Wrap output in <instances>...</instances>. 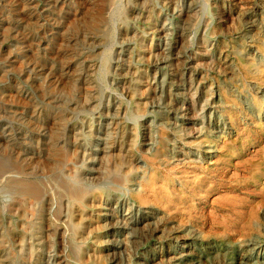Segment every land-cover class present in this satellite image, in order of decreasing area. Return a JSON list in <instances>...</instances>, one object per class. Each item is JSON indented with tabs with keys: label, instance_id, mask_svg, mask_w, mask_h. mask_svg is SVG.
Returning <instances> with one entry per match:
<instances>
[{
	"label": "rangeland",
	"instance_id": "obj_1",
	"mask_svg": "<svg viewBox=\"0 0 264 264\" xmlns=\"http://www.w3.org/2000/svg\"><path fill=\"white\" fill-rule=\"evenodd\" d=\"M23 1L0 0V174H11L0 182V264H110L104 193L128 195L125 177L142 188L129 202L161 218V238L138 252L158 243L152 258L169 264L186 236L181 264H264V0H195L179 60L163 70L153 64L158 24L180 29L171 8L184 0ZM159 72L160 106L150 100ZM119 144L127 166L109 168V157L101 179H88L100 148ZM78 188L91 204L84 240L60 219ZM46 189L52 199L36 214L31 201Z\"/></svg>",
	"mask_w": 264,
	"mask_h": 264
},
{
	"label": "bare ground",
	"instance_id": "obj_2",
	"mask_svg": "<svg viewBox=\"0 0 264 264\" xmlns=\"http://www.w3.org/2000/svg\"><path fill=\"white\" fill-rule=\"evenodd\" d=\"M12 1V0H11ZM23 1V0H22ZM175 3V0H172ZM7 2V1H6ZM25 2V1H23ZM27 2V1H26ZM84 2V1H83ZM82 2V4H83ZM86 2V1H85ZM93 2V0H92ZM184 7L178 9L176 6H173L171 8V15L172 16H178L181 18V27L180 29H173V26L171 25V22L169 19H163L158 24V44H157V50L159 52V57L156 58L153 62V64L159 69L163 70L164 68L169 67V65L173 62H177L180 57V41L179 38L181 37V32L185 29V23L187 22L188 17L193 14V12L196 11L197 5L195 0H184ZM89 3V2H88ZM34 4V3H33ZM92 4V3H91ZM32 5V3H31ZM81 5V4H80ZM87 5V4H86ZM110 5V4H109ZM2 6V5H1ZM24 6V5H23ZM170 6V5H169ZM8 7V6H7ZM34 7V6H33ZM112 7V5H111ZM4 8V7H3ZM25 8V7H24ZM23 8V9H24ZM107 9V8H106ZM253 9V8H252ZM218 10V9H217ZM223 10V9H222ZM85 11V10H83ZM29 12V11H28ZM36 12V11H35ZM216 12V11H215ZM74 13V12H73ZM87 13V12H85ZM140 13V12H139ZM248 13V11H247ZM25 14V13H24ZM79 14V13H78ZM142 14V12L140 13ZM252 14V13H251ZM7 15V14H6ZM84 13L82 14V16ZM74 17V15H72ZM80 16V15H79ZM81 16V17H82ZM143 16V15H142ZM220 16V15H219ZM77 17V15H76ZM86 17V15H85ZM100 17V16H99ZM36 18V17H35ZM84 18V16H83ZM88 18V17H87ZM103 18V17H102ZM91 19V18H90ZM171 19V18H170ZM192 19H194L192 17ZM245 19V18H244ZM249 20V16L247 17ZM6 20V19H4ZM48 20V19H47ZM59 20V19H58ZM68 20V19H67ZM84 20V19H83ZM82 20V21H83ZM245 20L243 22L242 29L244 31L250 30L253 26V23L251 21ZM81 21V22H82ZM85 21V20H84ZM22 22V21H21ZM31 22V21H30ZM36 22V21H35ZM69 22V21H68ZM76 22V21H75ZM10 23V22H9ZM18 23V21H17ZM25 23V22H24ZM37 23V22H36ZM42 23V22H41ZM54 23V22H53ZM74 23V22H73ZM86 23V21H85ZM84 23V25H85ZM188 23V22H187ZM59 24V22H58ZM72 24V23H71ZM192 24V23H191ZM55 25V24H54ZM65 25V24H64ZM83 25V26H84ZM24 26V25H22ZM80 26V25H79ZM82 26V25H81ZM180 26V25H179ZM65 27V26H64ZM71 27V26H70ZM28 28V27H27ZM37 28V27H36ZM48 28V27H47ZM67 28V27H66ZM26 29V28H25ZM45 29V28H44ZM65 29V28H64ZM70 29V28H69ZM79 30V28H77ZM85 30V28H83ZM3 30L6 29L4 28ZM15 30V29H14ZM28 30V29H27ZM36 30V29H35ZM57 30V29H56ZM82 30V28H81ZM83 30V31H84ZM240 30V29H239ZM9 31V29H8ZM11 31V30H10ZM9 31V32H10ZM54 31V30H53ZM59 31V30H58ZM66 31V30H65ZM76 31V29H75ZM1 32V31H0ZM56 32V31H54ZM62 33V32H61ZM67 32H65L66 34ZM75 33V32H73ZM78 33V32H77ZM184 33V32H183ZM46 34V33H45ZM44 34V36H45ZM76 34V33H75ZM36 35V34H35ZM74 35V34H73ZM11 36V35H10ZM76 37V35H74ZM96 36V35H95ZM157 36V35H155ZM187 36V35H186ZM92 37V36H91ZM15 38V37H14ZM78 38V37H77ZM68 39V38H67ZM75 39V38H74ZM85 39V38H84ZM99 39V38H98ZM49 40V39H48ZM70 40V39H69ZM183 40V39H182ZM76 41V40H75ZM78 41V40H77ZM76 41V42H77ZM2 42V41H1ZM30 42V41H29ZM34 42V41H33ZM72 42V41H70ZM65 43H67L65 41ZM27 44V43H26ZM32 44V43H31ZM69 44V42H68ZM187 44V43H186ZM78 45H80L78 43ZM42 47V46H41ZM80 47V46H79ZM247 47V46H246ZM45 48V47H43ZM47 48V47H46ZM49 48V47H48ZM182 48V47H181ZM70 50L72 48H69ZM76 51V50H75ZM78 51V50H77ZM39 52V51H38ZM72 52V51H71ZM157 52V53H158ZM65 53V52H63ZM70 54V52H68ZM74 53V52H73ZM155 53V52H154ZM153 53V54H154ZM68 54V55H69ZM78 54V53H76ZM81 54V53H80ZM156 55V54H155ZM38 56V55H37ZM40 56V55H39ZM74 56V55H73ZM78 56V55H77ZM25 57V56H24ZM54 57V56H53ZM15 58V57H14ZM13 59V58H12ZM47 59V58H46ZM20 60V59H19ZM37 60V59H36ZM34 60V61H36ZM89 60V59H88ZM72 61V60H71ZM80 61V60H79ZM182 61V59H181ZM26 62V61H25ZM81 62V61H80ZM27 63V62H26ZM24 63L22 62L21 66ZM83 64V63H82ZM26 65V64H25ZM46 65V64H45ZM80 65V64H78ZM23 68V67H22ZM36 68V67H35ZM21 69V68H20ZM19 69V70H20ZM31 70V69H30ZM50 70V69H49ZM53 70V69H52ZM60 70V69H59ZM62 70V69H61ZM68 70V69H67ZM80 70V69H79ZM32 71V70H31ZM46 71V70H45ZM70 71V70H69ZM137 71V70H136ZM36 72V71H35ZM63 72V71H62ZM138 72V71H137ZM153 72V71H152ZM69 73V72H67ZM154 73V72H153ZM29 74V73H28ZM70 74V73H69ZM1 75V73H0ZM44 75V74H43ZM58 75V74H57ZM152 75V74H151ZM184 75V74H183ZM73 76V75H72ZM1 77V76H0ZM24 78V77H23ZM44 78V77H43ZM79 78V77H78ZM12 79V78H11ZM28 79V78H27ZM26 79V80H27ZM45 80V79H43ZM76 80V79H75ZM183 80V78H182ZM15 81V80H14ZM13 82V81H11ZM36 82V81H35ZM128 82V81H127ZM130 82V81H129ZM18 83V82H17ZM19 84V83H18ZM47 85V84H46ZM154 85V92L151 102L154 105L160 106L161 103L164 102V76L159 72L156 77L155 81L153 82ZM40 86V84H39ZM50 86V85H48ZM129 87V86H128ZM13 88V87H12ZM50 88V87H49ZM127 90V89H126ZM190 90V89H189ZM185 91V90H184ZM44 92V91H43ZM42 92V93H43ZM187 92V91H186ZM189 92V91H188ZM37 93V92H36ZM61 93V92H59ZM69 93V92H68ZM71 93V92H70ZM26 94V93H25ZM132 94V93H131ZM130 95V94H129ZM24 96V95H23ZM29 98V97H28ZM67 98V97H64ZM121 104V103H120ZM167 105V104H166ZM28 106V104L26 105ZM37 106V105H36ZM35 108V106H33ZM32 107V108H33ZM116 108V107H115ZM35 110V109H34ZM124 110V109H123ZM39 111V110H38ZM114 112V111H113ZM124 112V111H123ZM53 114V113H52ZM29 115V114H28ZM38 115V114H37ZM123 115V114H122ZM143 116V115H142ZM31 117V116H30ZM42 120V119H41ZM112 120V119H111ZM170 120V119H169ZM108 123V122H107ZM116 123V122H115ZM147 123V122H146ZM41 128V127H40ZM15 129V128H14ZM57 130V129H56ZM52 132V131H51ZM12 134V133H11ZM23 136V135H22ZM25 136V135H24ZM56 136V134H55ZM130 138V137H129ZM11 139V138H10ZM149 136L145 140L144 143V149L143 150H151L154 146V142L151 140ZM19 143V142H18ZM104 143V142H103ZM106 146V145H105ZM100 148L101 149V155L100 159L98 160L97 165L92 171H88L85 175L88 179L93 181H99L101 177L105 173V169L109 166V163L111 165L109 168L113 169H124V163L127 162L128 157V150L124 148L122 144L119 145H112V146H106V147ZM20 147V146H19ZM129 147V146H128ZM23 151V150H22ZM205 152H211V150L206 149ZM29 154V153H27ZM41 154V153H40ZM202 156V154H201ZM112 159L109 163H107L108 158ZM35 159V158H34ZM41 160V159H40ZM89 162V161H88ZM141 161L138 160L135 162V165L140 164ZM63 164V163H62ZM132 164V163H130ZM65 166V165H64ZM127 166V165H125ZM141 166V164H140ZM248 166V165H247ZM68 167V166H67ZM72 167V166H71ZM73 168V167H72ZM128 168V167H127ZM12 169V168H11ZM72 170V169H71ZM3 171V170H1ZM8 171V170H7ZM119 171V170H118ZM125 172V170H123ZM76 172V171H75ZM15 173V172H14ZM78 174V173H77ZM80 174V173H79ZM124 174V173H123ZM126 176L128 175L127 172H125ZM11 174L9 172H1L0 174V182L7 180L10 177ZM28 175V174H27ZM150 179L152 177H149ZM116 181V180H115ZM48 182V181H47ZM123 185L125 186L126 192H128V195H123L118 189L119 188H106V191L104 193V196L106 197L103 202L102 206V212L101 216L104 220L105 228L107 229L108 234H110V239L106 241L105 248L108 251H111L110 255L111 258H109L110 264H121L120 256L125 253L128 261H135V264H162L164 259H158L154 260L152 257L159 255L160 253V245L155 243L154 245L148 246L147 248L143 249V251L138 252L137 250L140 248L144 243H147L149 240L153 238H161L162 231L157 227L159 221L161 218L157 216L155 211H152L148 208L143 207H137L132 202H129L130 199L135 198L139 199L140 197L137 195V192L139 190H142V188L135 185V183H130L126 177L123 178ZM44 184V183H43ZM51 185V184H50ZM60 185V184H59ZM64 185V184H63ZM46 186V185H45ZM74 186V185H73ZM76 186V185H75ZM64 187V186H63ZM118 187H122L121 185H118ZM49 188V187H48ZM52 188V187H51ZM61 188V187H60ZM66 188V186L64 187ZM71 188V187H70ZM76 188V187H75ZM63 189V188H62ZM55 190V189H54ZM66 190V189H65ZM93 190V189H92ZM122 190V189H121ZM147 191V189H144ZM69 191V190H68ZM66 191V192H68ZM39 193V192H38ZM31 194V193H30ZM35 195V194H34ZM60 195V194H59ZM31 196V195H30ZM33 196V194H32ZM62 196V195H61ZM64 196V195H63ZM128 196V197H127ZM14 198V197H13ZM17 198V197H16ZM97 198V197H96ZM19 199V198H18ZM52 199V192L50 189H46L40 194L36 195L33 200L31 201L32 206H34L36 214H41V207L42 205L48 204L50 200ZM62 199V198H61ZM89 199V192L86 188H78L73 189L70 191L67 196L63 198L65 202V210L61 214V218H68L70 221V226L73 228L74 236L75 238H78L79 240H84V216L86 208L89 206L91 207V204H87L86 201ZM22 200V199H21ZM54 201V199H53ZM79 202H84V205L79 206ZM52 204V202L50 203ZM63 205L64 204H60ZM28 206V204H27ZM84 206V207H83ZM52 207V206H51ZM28 208V207H27ZM43 208V207H42ZM60 208V207H59ZM14 209V208H13ZM245 210V209H244ZM140 211V212H138ZM242 211V210H240ZM47 213V212H46ZM89 215V214H88ZM90 216V215H89ZM39 220V219H37ZM23 223V222H22ZM94 225V224H93ZM67 226V227H70ZM25 227V226H24ZM86 227V226H85ZM87 230V229H86ZM166 230V229H165ZM125 232V233H122ZM166 232V231H165ZM167 233V232H166ZM188 233V232H187ZM60 235V234H59ZM62 236V235H61ZM68 236V235H67ZM23 237V236H22ZM73 237V236H72ZM120 237H122L120 239ZM125 237V238H124ZM70 239V238H69ZM74 239V238H73ZM125 241V245L128 247L127 251L125 250V247H123V242ZM21 241V240H20ZM65 244V243H64ZM35 246V245H34ZM21 247V246H20ZM190 242L189 239L186 238V236H182L181 240L174 246V250L172 251L171 255L167 257L165 260L166 263L169 264H181L184 257L187 255L186 250L189 249ZM241 247V246H240ZM60 249V248H59ZM58 249V250H59ZM122 249V250H121ZM124 249V250H123ZM241 249V248H240ZM191 250V249H190ZM193 251V250H192ZM79 253V251H78ZM101 253V252H100ZM248 253V252H247ZM64 254V252H63ZM74 255V254H73ZM124 255V254H123ZM124 257V256H123ZM207 258V257H206ZM85 260V259H84ZM126 263V262H125ZM219 263V262H218ZM129 264V263H128ZM258 264V263H257Z\"/></svg>",
	"mask_w": 264,
	"mask_h": 264
}]
</instances>
